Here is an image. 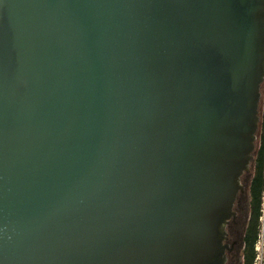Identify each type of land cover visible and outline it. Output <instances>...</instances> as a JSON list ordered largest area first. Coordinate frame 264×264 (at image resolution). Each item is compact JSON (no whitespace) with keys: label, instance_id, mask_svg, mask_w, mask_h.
Here are the masks:
<instances>
[{"label":"water","instance_id":"obj_1","mask_svg":"<svg viewBox=\"0 0 264 264\" xmlns=\"http://www.w3.org/2000/svg\"><path fill=\"white\" fill-rule=\"evenodd\" d=\"M263 82L264 0H0V264H226Z\"/></svg>","mask_w":264,"mask_h":264},{"label":"rangeland","instance_id":"obj_2","mask_svg":"<svg viewBox=\"0 0 264 264\" xmlns=\"http://www.w3.org/2000/svg\"><path fill=\"white\" fill-rule=\"evenodd\" d=\"M264 119V82L261 86V97L259 102V125L257 130V138L255 143V150L259 147L263 135L264 129L262 127ZM255 153V152H254ZM254 159V158H253ZM253 160L250 165V169L247 173L242 176V182L245 184V191L237 197L234 210L236 212V217L234 220L229 222L227 225V231L229 236V243L234 242L232 251L228 254L227 264H242V235L246 227V223L249 217V195H248V185L249 180L252 178L254 168ZM256 257L254 264H264V192L261 205V215L259 218V232L258 240L255 244Z\"/></svg>","mask_w":264,"mask_h":264},{"label":"trees","instance_id":"obj_3","mask_svg":"<svg viewBox=\"0 0 264 264\" xmlns=\"http://www.w3.org/2000/svg\"><path fill=\"white\" fill-rule=\"evenodd\" d=\"M262 127L264 129V119ZM252 165L254 172L248 185L250 212L241 240L243 244L242 264H254L256 257L255 244L258 240L259 218L264 192V135L259 147L255 150Z\"/></svg>","mask_w":264,"mask_h":264},{"label":"flooded vegetation","instance_id":"obj_4","mask_svg":"<svg viewBox=\"0 0 264 264\" xmlns=\"http://www.w3.org/2000/svg\"><path fill=\"white\" fill-rule=\"evenodd\" d=\"M228 225H229V224H228ZM227 241L229 242V236H228V240H227ZM229 253H230V252H229ZM229 253H228V254H229ZM227 256H228V255H227ZM226 262H227V261H226Z\"/></svg>","mask_w":264,"mask_h":264}]
</instances>
